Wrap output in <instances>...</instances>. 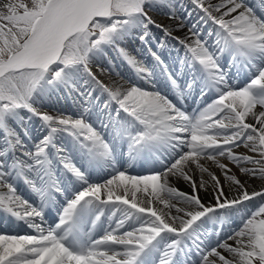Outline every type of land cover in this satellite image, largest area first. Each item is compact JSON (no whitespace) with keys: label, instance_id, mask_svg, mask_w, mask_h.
<instances>
[{"label":"snow or ice","instance_id":"snow-or-ice-1","mask_svg":"<svg viewBox=\"0 0 264 264\" xmlns=\"http://www.w3.org/2000/svg\"><path fill=\"white\" fill-rule=\"evenodd\" d=\"M0 264H264V0H0Z\"/></svg>","mask_w":264,"mask_h":264},{"label":"bare ground","instance_id":"bare-ground-1","mask_svg":"<svg viewBox=\"0 0 264 264\" xmlns=\"http://www.w3.org/2000/svg\"><path fill=\"white\" fill-rule=\"evenodd\" d=\"M213 171H216V174L219 175V171L216 170L214 167L212 169ZM233 171H235V169H233ZM171 183L175 184L176 186H178L179 188H181L182 190H185L187 191V185H185L183 182H177L175 180H172ZM252 183V182H250ZM259 182L256 181L255 183H253V186L255 187ZM226 194H227V189H226ZM201 195L205 198V200H209L210 199V196L208 195V193H205V192H201Z\"/></svg>","mask_w":264,"mask_h":264}]
</instances>
